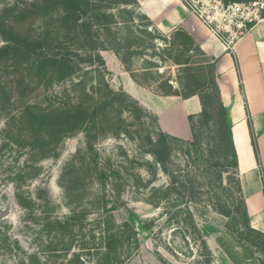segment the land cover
Listing matches in <instances>:
<instances>
[{
	"label": "rangeland",
	"instance_id": "rangeland-1",
	"mask_svg": "<svg viewBox=\"0 0 264 264\" xmlns=\"http://www.w3.org/2000/svg\"><path fill=\"white\" fill-rule=\"evenodd\" d=\"M236 2L245 7L246 20H250L245 21L248 30L264 14V0ZM31 4L33 0H0V48L6 45V40L15 38L19 33L31 38L37 36L43 21H40L38 13L32 11ZM104 4L112 3L106 1ZM113 12L117 13L115 10ZM123 18H128V15L124 14ZM232 21L237 23L238 19ZM222 35L224 38L219 39L223 42L227 36ZM165 37L170 44L156 40L155 47L159 49L150 47L145 51L146 58L155 65L141 62L144 56H138L134 61V69L142 66L150 70L142 79L152 87V93L166 78L171 79L174 88L186 94L194 89L197 83L195 79L208 81L220 77L215 61L203 57L197 50L188 52L191 44L187 41L185 46H177L170 41V36ZM101 56L109 64V68L106 67V82L113 90H121L117 72L122 69L115 54L110 51ZM25 62L18 57L12 61H0V264H105V256L101 254L104 251L97 252L96 249H103L105 245L103 222H106L108 214L111 216L109 224L121 226L130 223L137 229V240L131 237L117 250L121 254L122 264H208V259L204 258L206 253L189 220L183 213L178 215L187 207L194 221L196 218L195 224L203 239L209 236L214 241L225 242L223 244L229 252L235 243L247 244L244 240L248 233L235 202L236 176L233 175L234 179L230 182L226 179L228 174L225 172L231 173L232 170L230 166L227 167L223 150L219 149L218 136L209 117L212 110L208 109L205 118L200 115L190 117V122L199 129L197 132L202 134L198 152L175 142L171 145L167 170L174 172L185 185L182 190L183 203H178L180 208L173 207L177 198L175 194L164 201L163 207L154 209L148 203L151 187L163 188L172 182L170 176L160 170L149 187L143 189L134 185L137 175L144 181L151 179L147 164L155 163L154 158L146 153L145 141L140 138L146 133V128L148 131L156 130L151 120L154 114L144 107L149 112L146 115L149 117L143 118L145 125H142V120L137 121L136 117L123 113L121 118L124 123H115L116 118L113 117L111 127L114 133L98 138L95 143L98 162L121 171L124 187L120 197L116 198L110 187L102 189L96 179H87L80 186L72 185L65 192L61 184L69 185V178L63 179V174L72 158H75L76 151L84 149V133L65 138L55 152L52 149L43 151V141L36 129L22 122L19 116L27 106L43 109L50 104L53 96L61 98L64 90L69 89V82L46 89L34 64ZM184 62H188L192 70L185 71ZM123 126L136 132L135 135L132 138L124 135ZM118 128L121 131L115 135ZM187 149H191L190 155ZM197 157L199 161L195 163ZM140 163L144 165L139 166ZM222 169L223 182L219 183L216 170ZM70 172L67 170L66 174L72 177ZM112 180L115 182L113 177ZM191 187L203 193V204L189 203L183 207L187 202L186 197L190 196L188 192ZM17 195L25 206L19 204ZM103 198L107 200L106 208ZM217 203L230 211V218L223 216L222 219L214 215L217 213L209 205ZM110 206H115L112 212ZM73 213H79V218L64 226L63 221ZM255 251L259 262L264 263V254ZM76 256L80 263H76ZM110 257L114 258L113 254Z\"/></svg>",
	"mask_w": 264,
	"mask_h": 264
},
{
	"label": "trees",
	"instance_id": "trees-1",
	"mask_svg": "<svg viewBox=\"0 0 264 264\" xmlns=\"http://www.w3.org/2000/svg\"><path fill=\"white\" fill-rule=\"evenodd\" d=\"M106 1L112 4L105 5ZM221 1L225 4L236 2V0ZM31 5L33 6L32 11L38 13L40 21H43L41 30L35 38L19 33L15 38L6 40V45L0 48V61L6 60L7 62L17 57L21 58L27 64H34L40 82L46 89L64 82H69V89L64 90L61 98L53 96V100L46 108L38 109L33 107L34 105L27 106L19 118L22 122L36 129L37 135L43 141V151L52 149L55 152L65 138L84 133V149L79 148L76 151L75 158H72L63 174V179L69 178V185L61 184L65 192H68L72 185L76 187L82 185L81 183L86 182L87 179H92V181L96 179L102 189L105 190L110 187L113 195L119 198L120 191L124 187L121 171L106 163L101 165L98 162V154L94 148L95 143L98 138L107 137L110 133H114L111 127L113 117L116 118L115 123L120 122L122 124L124 121L121 115L128 113L136 117L137 121L142 120V125H145L143 118L149 117L146 116L149 112L124 90L115 91L110 87L109 83L106 82L107 68L101 52L112 51L131 79L137 85L152 91V87L142 79L150 70L142 66L139 69H134V61L138 56H144L141 58V62L145 65H155V62L146 58L145 51L150 47L158 50L159 48L155 47L156 40L170 44L167 43L168 38L161 34L152 22L139 12L136 0H115L114 2L110 0H33ZM113 5L117 7H112ZM114 10L117 13L113 12ZM27 14L30 15V13ZM124 14H127L128 18H123ZM134 18L137 19L134 20ZM260 18L264 19V14ZM171 40L177 46H185V41H187L191 44L187 49L188 52L197 50L202 53L203 57H206L193 39L183 31L178 30L172 33L170 35ZM206 63L207 61L204 64ZM182 64L185 71L192 70L188 62ZM82 65L86 67L83 68ZM159 76L163 77L162 75ZM170 81L171 79L168 78L163 79V84L153 92L158 96H175L182 99L198 96L201 111L196 115H200L201 118L207 116L208 109L212 110L209 117L213 122L212 128L218 136L219 149L223 150L224 159L228 163L227 167L230 166L229 169L232 170L231 173L230 171L225 172L228 174L226 179L230 182L236 176L235 202L239 208L237 211L242 214L244 226L248 233L244 241L264 254V234L254 230L249 224V216L237 172V154L232 140V126L227 110L222 103L216 80L214 78L208 81L201 78L195 79L194 81L197 83L194 89L186 94H182L177 88H174ZM97 93L98 96H96ZM192 116H188L191 141L178 139L163 132L155 115L154 117L151 115V120L156 130L148 131L146 128V133L140 137L146 143V153L154 158L155 163L147 164L151 171L147 169L151 179L144 181L137 175L134 185L143 189L149 187L155 180L158 170L170 176V181H172L163 188H150L148 203L154 209L163 207L164 201L171 194L177 196L173 207L180 208L178 203L180 201L183 203L182 190L185 189V185L180 178L175 176L174 172L167 170V163L170 158L172 142L181 144L180 146H188L198 152L199 139L202 134L197 132L199 129L190 122ZM120 131L121 128H118L115 135ZM122 133L132 138L136 132H131L127 127H124ZM252 142L256 151L253 137ZM190 152L191 149H187L188 155ZM198 161L199 158L197 157L195 163ZM142 165L144 164H139V166ZM67 170L71 171L72 177L68 176L69 172L68 175L66 174ZM216 173V179L222 183L223 169L216 170ZM112 177L115 182H113ZM188 193L190 196L186 197L187 202L183 204V207L189 203L203 204L202 192L191 187ZM17 200L19 204L25 206L18 195ZM103 204L106 208L107 200L104 198ZM209 207L213 212L230 218V211L218 203L216 205L211 204ZM187 208L179 212L178 215L183 213L187 217L191 228L197 234L203 252L206 253L204 258H207L208 264H211L213 255L199 233L193 215ZM110 209L111 211L106 209L104 211L110 213L115 209V206H110ZM79 216V213H73L63 221V225L67 226ZM106 217V222H103L104 231L102 233L105 245L103 249L97 248L96 251H104L101 254L105 256V264H122L121 254H118L117 250L118 248L121 249L125 241L131 237L137 240V229L130 223H124L121 226L109 224L108 220L111 219V216L108 214ZM145 229L147 228L145 227ZM126 235L128 237H125ZM110 254H113L114 258H111ZM75 259L76 263H80L78 256ZM260 264L264 263L261 261Z\"/></svg>",
	"mask_w": 264,
	"mask_h": 264
},
{
	"label": "crops",
	"instance_id": "crops-1",
	"mask_svg": "<svg viewBox=\"0 0 264 264\" xmlns=\"http://www.w3.org/2000/svg\"><path fill=\"white\" fill-rule=\"evenodd\" d=\"M136 2L139 12L161 34L170 36L175 31H183L193 39L206 57L215 61L216 71L220 76L216 82L232 126L237 172L249 224L251 228L264 234V19H257L228 46L191 12L184 0ZM109 52L103 51L101 55ZM115 59L122 69L117 72L118 86L157 117L163 132L182 140L190 139L187 118L200 113L198 96L181 99L155 95L137 85L123 69L121 62L116 57ZM105 65L109 68L107 60ZM195 222L197 223L196 218ZM222 229L224 230L223 227ZM204 239L213 255L212 264H260L257 252L250 245L235 243L233 250L229 252L225 242L218 239L214 241L209 236Z\"/></svg>",
	"mask_w": 264,
	"mask_h": 264
},
{
	"label": "built area",
	"instance_id": "built-area-1",
	"mask_svg": "<svg viewBox=\"0 0 264 264\" xmlns=\"http://www.w3.org/2000/svg\"><path fill=\"white\" fill-rule=\"evenodd\" d=\"M191 12L201 20L211 32L218 38L223 39L225 45H230L235 39L241 36L246 29L245 7L237 2L223 3L221 0H191L190 3L184 0ZM238 19L237 23L232 20ZM229 22V24H226ZM246 32V31H245Z\"/></svg>",
	"mask_w": 264,
	"mask_h": 264
},
{
	"label": "bare ground",
	"instance_id": "bare-ground-1",
	"mask_svg": "<svg viewBox=\"0 0 264 264\" xmlns=\"http://www.w3.org/2000/svg\"><path fill=\"white\" fill-rule=\"evenodd\" d=\"M222 90L225 92V87H224V85H222Z\"/></svg>",
	"mask_w": 264,
	"mask_h": 264
}]
</instances>
